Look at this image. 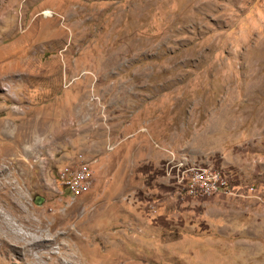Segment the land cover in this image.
I'll use <instances>...</instances> for the list:
<instances>
[{
    "label": "rangeland",
    "instance_id": "obj_1",
    "mask_svg": "<svg viewBox=\"0 0 264 264\" xmlns=\"http://www.w3.org/2000/svg\"><path fill=\"white\" fill-rule=\"evenodd\" d=\"M0 164L75 264H264V0H0Z\"/></svg>",
    "mask_w": 264,
    "mask_h": 264
},
{
    "label": "bare ground",
    "instance_id": "obj_2",
    "mask_svg": "<svg viewBox=\"0 0 264 264\" xmlns=\"http://www.w3.org/2000/svg\"><path fill=\"white\" fill-rule=\"evenodd\" d=\"M5 130H9L8 127ZM1 165L0 173H3L6 169L3 171ZM6 172L9 171L6 170ZM9 177L8 175L3 179ZM10 185V183L2 184L0 182V193L3 194L2 196L5 199L12 198L15 200V202L12 201L13 203H9L8 206L14 211L18 209V213L20 212V214L12 216V213L9 212V207L6 209V202L0 200L1 253L3 252L4 256L13 254L21 258L22 264H60L62 258L66 260V264H75V244L72 245L71 243L72 235H76L74 227H66L67 223L63 220L60 223L45 228L41 221L32 220L27 211L17 204L20 203L21 197L13 192L14 189L7 188ZM5 215L8 216V219L4 217ZM54 245H58L59 247V253L57 255H51L50 252ZM47 256H50V258L47 259Z\"/></svg>",
    "mask_w": 264,
    "mask_h": 264
},
{
    "label": "built area",
    "instance_id": "obj_3",
    "mask_svg": "<svg viewBox=\"0 0 264 264\" xmlns=\"http://www.w3.org/2000/svg\"><path fill=\"white\" fill-rule=\"evenodd\" d=\"M189 179L185 182L186 191L193 196H206L217 193H228L229 185L219 171L208 169H190ZM185 173V172H184ZM90 172L86 167L79 171L63 173L60 175L61 182L68 187L72 197L85 193L90 186ZM184 177H181V182Z\"/></svg>",
    "mask_w": 264,
    "mask_h": 264
}]
</instances>
